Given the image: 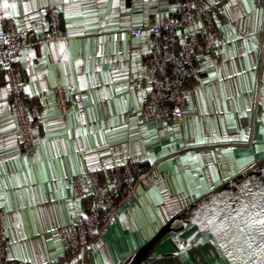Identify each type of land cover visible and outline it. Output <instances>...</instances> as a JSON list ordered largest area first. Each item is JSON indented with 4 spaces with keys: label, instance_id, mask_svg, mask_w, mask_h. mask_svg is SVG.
Here are the masks:
<instances>
[{
    "label": "crops",
    "instance_id": "crops-1",
    "mask_svg": "<svg viewBox=\"0 0 264 264\" xmlns=\"http://www.w3.org/2000/svg\"><path fill=\"white\" fill-rule=\"evenodd\" d=\"M15 2L18 5L15 18L4 17V10L0 8V30L5 21L11 20L16 27L18 21L19 28L32 38L46 34L47 20L40 7L25 12L23 5L27 0ZM36 2L45 4L44 0ZM228 2L229 0H219L216 5L218 14L215 18L224 25L223 30L217 26L216 38L221 43L210 51L198 53L195 63L203 71L185 81L190 90L187 105L163 120L147 119L139 115L143 101L139 99V92L146 89V86L131 83V80L139 79L140 75L132 70L133 60L128 55L131 52L142 53L145 45L150 46L151 38L146 26L156 22L154 14L149 16V23L136 26L143 28L140 35H132L130 28L123 26V21L118 26L116 18H106L110 17V10L96 17H77V20L89 23L82 26L81 31L72 33L68 29L70 21L59 10L61 27L66 32L67 39L28 46L26 48L35 55L16 61L23 77L21 84L31 86L36 93L28 96L24 92L27 101L38 106L39 122L33 128L35 153L26 154L20 146L17 120L11 111L10 93L8 97L0 98V105H3L4 100L9 103V107L0 108V128L6 129L0 131V161H3L0 181L10 179L14 173L23 179L28 169L33 170V177L22 183L19 189L12 186V181L6 188L12 211L6 210L4 215L11 224L7 229L9 239L5 240V250L11 238L15 237L18 243L27 244L28 251L32 252L34 247L33 254L37 259L43 255L48 258L49 264H65L64 259H57V246H63L65 255L68 256L57 228L73 220V211L77 208L84 211L86 206L82 198L77 207L70 203L76 197L73 195L75 187L71 180L72 159L77 158V173L81 164L86 172L108 168L105 164L114 166L132 160L147 165V172L130 195L118 200L112 212L116 218L112 219L111 216L101 232L78 250L85 253V264H102L104 258H108L111 264H128L137 250L170 218H174L172 229L137 264H243L242 260L234 262L227 252L240 255L239 249L250 250L249 236L254 233L241 232L237 225H242L247 211H259L248 209L241 212V208L249 202L252 193L264 190V151L256 150L257 146L264 149V132L260 131L264 127V121L260 119L264 114V104L260 103L264 97V92L261 91L264 89V20L246 10L238 19H229L220 8ZM49 3L51 4L50 0ZM56 3L59 9L65 7L61 0H56ZM108 3L110 0H105L106 7ZM136 3L138 0H125L129 9H133ZM158 10L168 11L163 7ZM140 14V10L136 9L120 13L126 17ZM233 28L234 38L225 39ZM144 33L148 35L145 36ZM125 35L126 40L122 38ZM252 36L256 37L257 47L249 51L245 58L242 55L246 50L243 39L246 37L251 44ZM62 42L64 50L60 48ZM101 46L105 62L97 64L102 59L97 56ZM113 48L117 52H113ZM225 49L230 50L231 55H227ZM118 54L124 59H117ZM20 56H25L23 50ZM144 56L145 54L139 55L135 63L143 65ZM201 56L204 59H199ZM42 59L47 63H42ZM109 59L112 60L111 64L107 62ZM205 61L210 62L208 67H204ZM122 63L128 69L127 79L113 76L105 82V74L119 69ZM249 64L253 66L250 68ZM28 65L33 66L31 70ZM96 67L100 71L95 73L97 83L93 84L91 69ZM65 69L72 87H64ZM209 71H216L217 76L210 79ZM3 75L5 73L0 68V76ZM32 75L37 77L35 81L32 80ZM253 75L257 78L255 85L252 83ZM53 77L55 87H63L68 94L71 104L68 114L62 115L58 110ZM81 77L86 82L84 87H81ZM41 82L44 83V88L39 87ZM124 84L128 87L116 92V88ZM104 89L108 90L107 95L102 94ZM130 107L135 108L134 113L129 112ZM246 107L250 109L248 115L241 116L240 112L245 111ZM7 118H11L17 127L9 128ZM78 129L85 130L79 137ZM242 131L248 135V140L239 139ZM213 134L221 138L215 140ZM225 135L234 139L224 140ZM9 137H14L11 145L8 143ZM197 138L206 142L196 143ZM61 141H67L69 145L67 156L63 155L64 146ZM74 142L80 144L82 151H76ZM57 148L61 152L59 157L56 156ZM226 148L232 151L225 152ZM37 154L45 167L48 162L53 165V168L46 167L48 179L44 181L39 178V164L35 160ZM149 156L156 159H147ZM248 156L254 158V163L241 170L237 161ZM25 157L28 158L27 165L24 163ZM182 157L187 159H181ZM58 160L64 162L63 168ZM213 168L218 177L215 180L211 179ZM54 171L58 178L67 171L64 176L67 186L59 192V179L55 182L52 180ZM33 178L36 180L35 184L32 183ZM33 192L36 198L31 200ZM196 192L200 194L195 195ZM21 203L23 207L20 206ZM14 212L20 213L19 219L22 221L18 231ZM238 212H241L239 217ZM3 228L5 229L4 219ZM177 237L181 241L193 238L187 254L180 259L176 256ZM261 243L257 237L253 247H258ZM221 244L225 247H219ZM89 245L96 247L90 248Z\"/></svg>",
    "mask_w": 264,
    "mask_h": 264
},
{
    "label": "snow or ice",
    "instance_id": "snow-or-ice-1",
    "mask_svg": "<svg viewBox=\"0 0 264 264\" xmlns=\"http://www.w3.org/2000/svg\"><path fill=\"white\" fill-rule=\"evenodd\" d=\"M52 6L56 8L57 10L62 11L67 19L70 21L68 24V29L70 32L75 33L77 31L82 30V26L88 25V21L86 20H77V17L87 15L96 17L98 14L102 15L106 12H109L110 10V17L106 18H116L115 22L119 26L120 22L123 21V26L126 28H133L140 24H147L149 23V16L154 14L156 24L154 28L150 29L149 31H155L157 37H161L162 31H169L170 32V39L161 37L159 41V48H156V45L147 46L145 45L141 52H131L128 53V55L131 56L133 60L132 64V70L134 72H138V74L141 77H144L147 75L148 77V88L144 89L139 92V99L143 100L145 96V92H153L155 90H159L156 93V102L162 103L164 100V97L166 94L173 89L176 90V93H179L181 96H186V93L180 92V89L184 87L185 81L192 76L196 75L197 72L203 71V68L200 67H190L192 64L191 57L194 53L193 50L200 44L201 37L204 38L205 41L214 43L219 45L221 43L220 39L215 38V35L213 33H209L208 29L205 26V23L203 22L202 17L205 15L206 11L211 10L213 13V23L217 26L221 27L223 30L224 25L222 24L221 20L215 19V16L217 14L216 5L219 4V0H187L185 3L184 0H138V3L133 5V9L140 10L141 14L135 17H126L121 16V11L123 12H130L133 9H129L125 5V0H110V3H108L107 7L105 6V0H61V2L65 5L63 9H59V5L56 3V0H50ZM44 3H49V0H44ZM261 3L264 4V0H261ZM25 12L41 7L40 4L36 2V0H27V2L23 5ZM167 8V12H161L158 9L159 8ZM0 8H2L3 16L4 17H10L15 18L17 16V8L18 5L15 2V0H0ZM220 8L223 10L224 14L229 16V19H238L242 14H244V10H246L247 13H254L255 16L261 20H264V7H257L255 2H250V0H240L239 3H237V0H229L228 3H225L220 6ZM98 10V11H97ZM187 10V12H190L191 14H185L183 20H176L168 15V13L176 14L178 12H184ZM188 25V26H185ZM31 27V25H29ZM235 32V29H231V31L228 32V35L225 39H233V33ZM24 33V30L22 28H19L18 21H17V34L22 35ZM6 38L2 40L3 46L10 45L11 41L15 38L13 34H4ZM143 35L147 36L148 33H144ZM126 40V35L122 37ZM115 39V37H113ZM103 41V38H101V42ZM256 37L252 36V43H249V40L245 37L243 39V45L245 47V51L242 52V55L247 58L248 52L256 49ZM137 41H134V43ZM180 45L181 48L179 52H173L172 49L176 46ZM44 47H47V45H44ZM61 50H64V44L63 42L60 44ZM155 51V57L148 65H137L135 63L136 58L141 54H152ZM23 52L25 53V56L20 55H9V59L20 61L25 58H30L35 55V53L27 48L23 49ZM113 52H117L116 48H113ZM225 52L227 55H231L230 50L225 49ZM97 56L102 57L101 60L97 61V64L104 63L103 59V47L101 46V50L97 53ZM117 59L123 60L124 57L122 55H117ZM199 59H204L202 56ZM42 63H47L46 60H41ZM109 64L112 63V60L109 59L107 61ZM80 61L77 62L79 64ZM208 61H205L204 67L209 66ZM0 66H3L4 69H9L10 64L6 63L5 60L0 59ZM253 65L249 64V67L251 68ZM29 70L32 69V65L27 66ZM100 71L99 67L91 69V72L93 74V84L97 83L95 79V73ZM128 69L125 66V64H121L119 69H114L112 73L105 74V82H107L109 79H111L113 76H115L117 79L126 80ZM217 76L216 71H209V78H214ZM13 79V73H8L7 75L0 76V98L8 97L9 93L13 91V84L11 83ZM16 79L22 80L23 77L16 75ZM37 77L35 75H32V80L35 81ZM256 76H252V83L255 85L256 83ZM81 80V87H84L86 85L84 77L80 78ZM64 87H72L73 85L69 82L67 78V70L65 69V77L63 80ZM40 88H44L45 85L43 82L39 85ZM128 85L124 84L121 87L116 88V92H120L123 89L127 88ZM53 88H55V79L53 77ZM23 90V92L27 93L28 96H33L36 93L32 91L31 86L27 84H17L15 86V90L19 92L20 90ZM107 89H104L103 95H107ZM250 91V89H249ZM264 92V89L261 90ZM175 95V94H174ZM174 98V96H173ZM119 104V101L117 102ZM260 103L264 104V97L261 98ZM9 107V103L7 100H4L3 105H0V108H7ZM250 109L246 107L245 111L240 112L241 116L248 115V112ZM176 112H179V109H176ZM47 113H45L46 115ZM28 120L32 119V115L29 114L27 116ZM229 119H231V116H229ZM260 119L264 121V114L261 115ZM59 123V121H57ZM7 124L9 128H15L17 127V124L12 121L11 118H7ZM126 127V125H125ZM0 131H6L5 128H0ZM83 129L77 130V136L84 134ZM261 132H264V127L260 128ZM71 135V133H68ZM101 139H103V132L100 134ZM197 137H199V128L197 127ZM221 137L216 136L213 134V139L219 140ZM46 139V138H45ZM224 140L234 139L233 137H229L225 135L223 137ZM239 139L242 140H248V135L245 134V132H240ZM14 141V137L8 138V143L11 145ZM196 143H205L206 141L204 139L197 138ZM61 143L64 146V152L63 155L67 156L69 152V145L67 141H61ZM74 146L76 148V151H82V148L80 147V144H75ZM86 146V145H85ZM258 152L264 151L260 146H257L256 149ZM225 152H231V149H224ZM61 155V152L59 148H57L56 156L59 157ZM16 157H9V159H15ZM76 159H72L71 163V172L72 175L76 177L75 183L82 188V193L78 194L73 201L70 203L73 205V207H77L80 203V200L82 196H88L89 195V188L92 185V180L87 178L85 174V167L81 164L79 168V173H77V167H76ZM147 159L155 160L156 158L154 156H149ZM181 159H187L186 157H182ZM197 159L199 157L197 156ZM36 163L39 164V178L41 181L47 180V168H53V165L51 162L47 163V166L45 167L44 162L41 160V157L39 154L35 157ZM24 163L27 165L28 158H24ZM58 163L63 168L64 162L62 160H58ZM254 163L253 157H243L241 160L237 161V164L241 170L245 168V166L250 165ZM105 167H112L111 164H105ZM209 167H212L209 165ZM3 169V161H0V170ZM6 175V173H4ZM67 175V171L64 172V174L61 177H57L55 174V171L53 172L52 180L55 182L59 179V187L57 191L59 192L63 187H66L67 185L64 183V176ZM30 177H33V170L30 168L28 169V173L26 176L23 177V179L20 178L19 174L14 173L13 176L10 179H5L3 181H0V208H5L7 211H12V204L9 198V193L7 192L6 188L9 185V182L12 181V186L19 189L20 185L24 182H27ZM211 179L215 180L218 179L215 168L212 170ZM32 183L35 184L36 180L35 178L32 179ZM51 187V185H50ZM115 187L113 183L110 181L104 182L103 186L100 184H97V192L94 194L99 195L100 193H106L108 189H112ZM25 191H27L25 189ZM155 191V190H153ZM243 191V189H242ZM21 194L22 193H18ZM199 192H196L195 195H199ZM257 196H259V199H257ZM36 198L35 193L33 192L31 194V200H34ZM103 201H96L89 205L90 208L97 210V212L100 209H104L105 215L104 219H107L109 215L112 216V219H115V215L112 214V203L108 199L107 196H104ZM23 207V204L20 205ZM248 209H259V211H247L246 215L242 221V225L238 224L237 228L241 232H248V233H254V235L249 236V243H248V249H239L240 255H233L232 252H227V255L232 258V260L235 262L237 260H242L243 264H264V190H260L259 192H255L251 194L250 200L248 203H245L242 205L241 212H245ZM241 212L237 213V217L241 215ZM13 215L17 218L16 219V229L17 231L20 229L22 221L19 219L20 213L14 212ZM71 216L73 217L71 226L68 227V234L69 238H72L75 229L77 227H83L85 230L88 231H94L99 232L100 228L98 227V224L101 222L100 220H96L94 222V218L92 215L80 211L78 208L76 211H73L71 213ZM79 217V221H77L75 218ZM5 220V229L2 234H0V238L5 239L8 241V232L7 229L11 227V224L8 222V217H4ZM88 222V223H84ZM211 223V221L209 222ZM131 226V225H130ZM52 229H50L51 231ZM21 238L23 239V233L20 234ZM259 237V239L262 241V243L258 247H253V244L256 241V238ZM192 237H189L188 241H181L178 237L176 238L177 246H178V252L176 253V256L178 259L183 258L190 247ZM215 243V241H213ZM71 248H75L76 245H71ZM88 247L94 248L96 245H89ZM219 247L224 248L225 246L223 244L219 245ZM34 247L33 251H28L27 244H20L16 241L15 237L11 238V241L9 242L8 248L4 251L3 257H4V264H19V262H31V264H49L48 258L41 255L40 258H36L34 256ZM56 251L58 253L57 259H64L65 264H85V253L83 251H79L78 253L74 255H65L63 246H57ZM102 264H111V261L108 258H104Z\"/></svg>",
    "mask_w": 264,
    "mask_h": 264
},
{
    "label": "built area",
    "instance_id": "built-area-1",
    "mask_svg": "<svg viewBox=\"0 0 264 264\" xmlns=\"http://www.w3.org/2000/svg\"><path fill=\"white\" fill-rule=\"evenodd\" d=\"M184 2L186 3L187 0H184ZM255 3L260 6H264V4L261 3V0H255ZM216 9L218 14L217 6ZM40 10L45 14V18L47 20L48 31L46 34L38 38H32L26 33L19 35L17 34V27L11 20L5 21L3 28L0 30V42H2L4 38H6L4 35L5 33L13 34L15 37L8 46H3L2 43H0V59L5 60L6 63L10 64L9 69H4L3 66H0V68L3 69L5 75H7L10 72L13 73V79L11 81V83L13 84V91L10 92L11 111L17 120L20 146L23 152H25L26 154H33L36 152V143L34 139L33 128L39 122L38 106L36 104L29 103L27 101V98L22 89L19 92L15 90V86L17 84L22 83V80L16 79V75L22 77V73L20 70V66L17 64L16 60L9 59L8 54L20 55L22 50L28 46L43 42H49L53 40L67 39V34L61 27L60 11L54 8L50 3L41 5ZM186 13L191 14L190 12H187V10H185L184 12H178L176 14L171 13L169 14V16L176 20H183ZM202 19L209 33H213L216 38L218 28L217 25L212 22L213 21L212 11L211 10L206 11ZM155 24L156 22L146 26V29L148 30L151 38L150 47L152 45H156V48L158 49L159 41L161 37L170 39V32L167 30L162 31L161 37H157L155 31H149L150 29L154 28ZM129 31L132 35H140L143 31V28L133 27L130 28ZM201 41L202 42L198 44V46L193 50L194 54L191 57H189V59H191L192 61L190 67L193 68L197 67L195 63L196 61L195 59L198 53L210 51L216 46V44L214 43L205 41L203 37H201ZM180 48H181L180 45H176L172 49V51L179 52ZM154 57H155V51L152 54H145L143 59V65H148L153 60ZM131 83L144 84L146 86V89L149 86L147 75H145L144 77L140 76L139 79H133L131 80ZM158 91L159 90L157 89L151 93L149 92L145 93L144 99L142 101L139 110V115L141 117L147 119H153V120L168 119L169 117H171L172 114H174L177 108L180 109L187 105L188 97L190 96V90L187 88L185 84L184 87L180 89V92L186 93V96H181L179 93H176L175 89H173L172 91L166 94L162 103H158L156 102V93ZM54 96L60 114L62 115L68 114L71 110V104L66 90H64L63 87L57 86L54 88ZM134 111H135L134 107L129 108L130 113H134ZM29 114L32 115L31 120L27 119V116ZM147 169L148 166L141 162L127 160L122 164L114 165L110 168H101L99 170H88L85 172L87 178L92 180V185L89 188V195L82 196V199L85 201L86 204V206L84 207V212L92 215L94 218V222L96 220L101 221L98 224L100 231L99 232L88 231L85 230V228L83 227H77L75 229L72 238H69L68 227L71 226L72 220L68 223L58 226L57 232L63 242L64 247L67 250V255L76 254L84 244L93 240L101 232L103 227L109 222L111 218V215H109L107 219H104V215H105L104 209H100L97 212V210L90 208L89 205L96 201L106 202L103 201L102 198L104 196H107L112 203V212H113L118 200L127 197L133 192L137 182L147 172ZM71 180L75 187V191L73 195L77 196L78 194H81L82 188L75 183L76 177L72 175ZM106 181H110L115 185V187H113L112 189H108L106 193H100L99 195L94 194L97 192V184L103 186L104 182ZM5 213H6V209L0 208V234L4 232L3 219ZM75 219L79 221V217H76ZM84 223H88V222H84ZM71 245H76V247L71 248L70 247ZM5 246H6L5 239L0 238V263L4 262L3 253L5 251Z\"/></svg>",
    "mask_w": 264,
    "mask_h": 264
},
{
    "label": "water",
    "instance_id": "water-1",
    "mask_svg": "<svg viewBox=\"0 0 264 264\" xmlns=\"http://www.w3.org/2000/svg\"><path fill=\"white\" fill-rule=\"evenodd\" d=\"M227 185V184H226ZM230 187V186H229ZM174 218H170L159 230L158 232L148 240L143 246H141L137 252L134 254L132 260L128 264H137L145 255L148 253L149 250L153 247V245L169 230L172 229L171 224Z\"/></svg>",
    "mask_w": 264,
    "mask_h": 264
}]
</instances>
